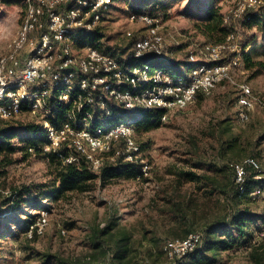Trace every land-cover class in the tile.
Instances as JSON below:
<instances>
[{
	"label": "rangeland",
	"instance_id": "374dc122",
	"mask_svg": "<svg viewBox=\"0 0 264 264\" xmlns=\"http://www.w3.org/2000/svg\"><path fill=\"white\" fill-rule=\"evenodd\" d=\"M138 1H112L99 25L103 35L99 41L101 49L125 56L130 52L131 42L145 34L143 24L129 21L133 14L130 6L137 5ZM238 1L146 0L145 7L154 4L155 14L160 18L158 33L164 52L168 58L180 62L179 69L183 72L189 52L199 60V48L207 42L199 28L205 22L200 12L211 6L219 8L220 15L225 17ZM22 10V0L11 3L0 0V51L14 38ZM234 28L240 44L250 46L247 54L255 65L246 70L240 61L232 68L230 80L217 85L209 96H198L184 110L171 112L159 128L149 133H134L143 146L142 157L151 168L148 178L142 181L115 179L105 184L97 181L85 193H66L54 201L42 200L41 206L49 211L43 234L31 241L24 234L20 241L13 235L7 237V241L0 240V264H62L87 261L88 257L95 264L93 233L108 225L112 228L110 233L116 237L124 231L131 234L128 264H171L162 252L163 243L181 239L174 234L181 237L184 234L182 229L173 231L177 219L170 211L169 200L174 195L181 202L189 195L199 206L191 224H187L188 232H200L198 217L202 208L209 215L208 219L227 216L230 211L215 193L204 198L194 184L182 182L181 187L175 186L178 173H205L225 182L231 175L226 170L227 165L245 158H254L261 166L262 193L255 200H243L237 206L251 212L254 218L249 234L264 228V34L256 28H240L239 25ZM156 67L162 65L153 64L152 68ZM241 84L248 85L256 98L244 122L237 116L238 85ZM31 123L30 116L21 115L9 121L7 127L19 133L23 126ZM21 147L20 138L14 137L0 152V215L7 211L13 191L27 189L33 196L51 189L53 181L47 161L41 156L26 154ZM30 213L37 211L28 209L21 218ZM0 222L10 232L18 233L15 221L5 217ZM61 230L66 231L64 236ZM95 256L102 264H112L109 256L105 260L102 255ZM215 264L253 263L246 251L233 247L221 250L220 261Z\"/></svg>",
	"mask_w": 264,
	"mask_h": 264
},
{
	"label": "built area",
	"instance_id": "2783aa9c",
	"mask_svg": "<svg viewBox=\"0 0 264 264\" xmlns=\"http://www.w3.org/2000/svg\"><path fill=\"white\" fill-rule=\"evenodd\" d=\"M110 5L111 0H22L17 32L0 51V121L30 116L46 133L43 152H56L67 145L76 155L63 163L70 164L80 156L92 172L118 161L132 164L139 168L135 180L142 181L148 178L151 168L134 137V122L139 117L125 118L115 126L97 127L92 131L87 120L99 114L110 117L113 108L129 113L163 109L166 114L161 122H164L171 112L184 110L198 96L207 97L217 85L229 81L232 68L239 65L242 54L250 46L242 47L234 31L218 45L203 44L198 51L199 60L189 52L187 68L178 77L146 65L128 70L108 52L76 47L74 36L98 28ZM262 5V0H239L224 22L244 21L249 10ZM129 21L139 22L146 28L145 34L131 47L135 57L167 56L158 33V15L131 14ZM238 89L237 116L244 122L256 98L248 85H238ZM58 108L65 110L64 121L54 127L49 118H55ZM85 109L92 113L88 119L78 120L77 115ZM230 169L238 185L249 175L254 180L263 178L261 166L254 158L231 163ZM261 193V189L255 188L249 197L255 200ZM46 215L47 212H41L27 230V238L43 234ZM60 233L64 236L66 231ZM257 237L264 240V228L258 231ZM200 238L198 232H191L183 239L166 240L162 252L174 264L191 253Z\"/></svg>",
	"mask_w": 264,
	"mask_h": 264
},
{
	"label": "trees",
	"instance_id": "16d2710c",
	"mask_svg": "<svg viewBox=\"0 0 264 264\" xmlns=\"http://www.w3.org/2000/svg\"><path fill=\"white\" fill-rule=\"evenodd\" d=\"M3 3H11L13 0H1ZM113 0H111L112 3ZM217 1V0H213ZM263 5L256 10H249L245 15V20H236L224 22V17L219 13V8L207 7L200 12L205 22L200 24L199 28L202 36L207 41L206 43L218 45L222 43L228 34L237 31L235 26L240 28H256L260 33L264 34V0ZM147 5L146 0H139L137 5H131L130 10L135 15L149 14L155 15V6ZM77 48L93 47L100 51L108 52L115 56L120 64L128 70L139 69L144 65L150 67L152 70L161 69L170 77H178L183 72L180 71V62L172 60L167 56L161 55H143L135 57L130 49L125 56H117L112 50L105 51L101 49L99 41L103 38L100 32V27L88 32H79L74 36ZM97 43V44H96ZM134 41L131 42V47ZM242 47H245L242 45ZM241 61L244 68L250 69L255 64L251 60L249 54L245 53L241 56ZM160 63L162 67L152 68L153 64ZM187 68V64L185 66ZM184 71V70H183ZM151 83L146 87H150ZM64 111L58 108L55 113V118H49L52 126H59L64 121ZM112 115L110 117L102 116L101 114L92 117L88 121L89 129L92 131L97 127H111L123 122L124 119H133L138 116V120L134 122V133H149L160 127L161 118L165 116L166 112L163 109H154L139 112H126L118 109H111ZM92 113L90 109L83 110L77 115L78 120L87 118L88 114ZM88 119V118H87ZM11 121V120H9ZM9 121H0V152L6 149L8 141L14 137H19L22 143V151L30 155H38L43 157L52 174L51 189L41 191L37 195H31L30 190L21 189L13 191L11 199L8 203L6 212L0 215L1 218H9L16 222L17 234H14L5 228L4 224L0 222V240L7 241V237L13 235L17 241H20L21 234H24L28 241L36 239L38 236L33 234L32 238L26 237V232L29 227L35 224L41 212H49L47 208L41 206L42 200L54 201L59 197H63L66 193H85L90 190L93 183L100 181L101 184L111 182L115 179H129L134 180L139 175V168L132 164H125L118 161L115 164H104L98 173L92 172L86 160L77 156V160L70 164H64L63 161L71 155H76L72 148L67 145L62 146L56 152H43V145L46 139L45 131L35 124L33 121L30 125L23 126L19 133L15 132L12 127H7ZM5 127H1L4 126ZM137 141V140H136ZM141 150L143 146L140 144ZM13 148H10L12 152ZM31 149L33 152L29 153ZM231 164V163H230ZM230 164L227 165L226 170L230 171L231 175L227 177L225 182L219 181L216 177L208 174H197L193 171H183L178 173V178H175L174 184L177 187L182 186L183 183L194 184L197 191L201 192V196L208 198L215 193L222 201L228 205L230 211L227 216L209 218L206 210L202 208L198 232L201 236L197 247L188 255L175 261L174 264H215L220 261V251L229 250L233 247L241 248L246 251L248 259L253 264H264V240L257 237L256 234H249L252 221L254 220L251 212L245 209H239L238 204L243 200L253 201L249 197V193L255 188H261L263 180H254L253 175L246 177L243 184L238 185L234 182V176L230 169ZM182 179L181 181L179 180ZM58 186V188L56 187ZM171 210L173 216L177 219L174 230L182 229L183 236L174 234V237L185 238L189 233L187 231V224H189L195 216V209L199 208L194 203V200L189 195L184 196V202L175 199V195L171 200ZM204 206V204L202 205ZM201 207V206H200ZM28 209H35L36 214H26L23 218V212ZM191 224V223H190ZM186 227V229H185ZM231 229V230H230ZM111 226L101 228L93 233L92 250L95 254V264H102L100 258L95 255H102L104 260L109 256L112 264H128V259L131 253L129 244L131 234L124 231L118 237L111 234ZM259 231V230H258ZM197 232V231H195ZM115 238V239H114ZM85 260H75L73 262H64L62 264H94V262Z\"/></svg>",
	"mask_w": 264,
	"mask_h": 264
}]
</instances>
